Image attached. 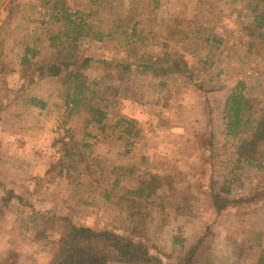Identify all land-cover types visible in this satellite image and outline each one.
<instances>
[{
  "label": "rangeland",
  "instance_id": "obj_1",
  "mask_svg": "<svg viewBox=\"0 0 264 264\" xmlns=\"http://www.w3.org/2000/svg\"><path fill=\"white\" fill-rule=\"evenodd\" d=\"M69 52L91 89L113 87L102 126L52 76ZM239 84L256 123L264 0H0V264H49L72 224L128 235L141 218L133 239L166 264H256L264 140L248 164L225 134Z\"/></svg>",
  "mask_w": 264,
  "mask_h": 264
},
{
  "label": "trees",
  "instance_id": "obj_2",
  "mask_svg": "<svg viewBox=\"0 0 264 264\" xmlns=\"http://www.w3.org/2000/svg\"><path fill=\"white\" fill-rule=\"evenodd\" d=\"M70 46V45H69ZM67 60L52 66V76H60L62 85L65 88V104L69 109L82 106L89 114V122L102 126L107 116L108 102L112 99L109 97L106 89L113 91V87L104 88L103 92L98 89L90 87L87 83L86 77L81 74L79 69L83 66L81 61L80 66H76L78 59L72 52L63 55L62 58ZM74 59V61H73ZM85 58L84 62H87ZM75 65V66H74ZM73 66V69L70 67ZM64 70V75H58ZM97 81H93L95 86ZM239 89L234 88L227 95L225 100V110L223 119L225 120L227 136L239 137L241 146L238 152V158L243 159L248 164L259 165V152L256 150L258 143L264 140V117L260 118L256 123L246 117V110L248 108V98L243 93L244 87L239 84ZM115 89V88H114ZM116 94L117 90H114ZM151 96V95H150ZM149 97V95H148ZM148 97H141L139 100L151 102L152 99H144ZM33 105L42 106L43 103L37 98H30ZM121 123H127L123 129L125 134H129L132 128V121L121 118ZM246 128V130H243ZM242 131H247V135H243ZM153 183H156V178L153 177ZM140 190L138 195L143 196L144 188L149 187L146 196H150L156 192V189L149 179H143L140 183ZM222 191L229 192V188L221 187ZM213 206L218 211L224 207V202H220L217 194H212ZM12 197L16 195L7 191L3 197L1 204L6 205ZM142 218L130 227H127L128 235L118 234L109 229L95 230L84 225L72 224L66 235L67 239L61 246L59 255L53 257L50 264H107L108 262H117L123 264H166L159 258L152 255L149 248L143 244L139 239L134 240L133 237L141 238L143 236V221ZM256 264H264V249L261 250Z\"/></svg>",
  "mask_w": 264,
  "mask_h": 264
},
{
  "label": "crops",
  "instance_id": "obj_3",
  "mask_svg": "<svg viewBox=\"0 0 264 264\" xmlns=\"http://www.w3.org/2000/svg\"><path fill=\"white\" fill-rule=\"evenodd\" d=\"M31 253H32V251H31ZM32 254H34V253H32ZM35 254H36V253H35ZM51 260H52V258L50 259L49 264L51 263Z\"/></svg>",
  "mask_w": 264,
  "mask_h": 264
}]
</instances>
